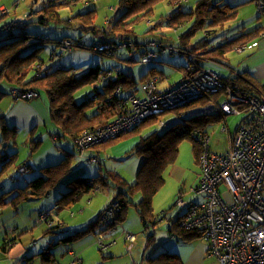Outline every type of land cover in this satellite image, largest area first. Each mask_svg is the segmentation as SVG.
I'll return each mask as SVG.
<instances>
[{"label": "trees", "instance_id": "1", "mask_svg": "<svg viewBox=\"0 0 264 264\" xmlns=\"http://www.w3.org/2000/svg\"><path fill=\"white\" fill-rule=\"evenodd\" d=\"M79 1L81 0H32L26 11L27 19L31 20L26 22L18 20L15 17L2 25L1 19L10 13V10L6 7L4 8H6L7 11L0 15V88L2 86H9L24 92L34 91L38 93V95L46 94L50 104V119L52 123L60 129L59 134L51 136L53 139H56L55 141L67 139L71 142H75L76 147L75 153L67 152L65 158L60 163L42 168L39 176L26 183L25 186L11 188L8 192L3 190L5 193H1L0 195V211L8 205L12 206L14 209H18V207L24 203L40 200L47 197L49 194H52L57 186L73 172L75 157L78 155L80 158L77 140L81 135L87 131L101 129L111 123L114 119L131 111L126 107V99H122L119 94L116 95L114 93V91L120 89V86L125 82H135L134 80H128V78L131 77L129 74L127 75L126 72L121 71V66L116 68L118 71H121L117 73L118 80L114 81V83H108L105 85L103 87V92H100L98 87H95L93 97L78 102L76 94L79 90L87 86H94L102 78L110 77L109 74H112L113 76V74L116 73V70L106 71L102 70L100 66H97L91 68L88 72L82 75H76L74 68H66L62 66L54 68L51 65L49 66V64L46 65V63L40 58L39 54L41 53L43 46L46 44L58 46L61 51V42L69 40L72 44L71 51L77 46L94 49L101 55H106L109 59L117 58L118 61L123 63V65L133 67L132 70H134L140 61L144 62L142 64L146 65L159 62L161 66H169L171 63L170 61L167 60L169 63L161 60L159 61V58L162 55L168 53L167 51L173 56L182 55L187 59L188 65H172V69L181 73L183 77L169 90L164 92L160 91V78L167 76L164 71L158 70L155 67L148 68L145 75L140 79L142 86V84L147 82L150 77L156 78L159 93H166L174 88H178L183 83L189 81L197 72L207 70L204 68V63H213L228 69L231 73L229 76L220 75L224 78L225 84L219 92L205 94L202 98L193 100L185 106L171 112L175 113L178 118L171 122L167 132H179L178 134L182 137H188L195 143L193 153L198 165L200 145L194 139L193 134L195 131H203L207 133L205 126L207 123H210V120L206 121L207 119H204L203 117H208L210 115H215L217 117H220L221 115L227 116L228 114L222 111L220 105L229 100L230 92L237 94L238 96L257 97L264 91V83L258 81L251 72L242 71L238 66L233 68L224 63V61L228 59V55L234 53L238 47L247 46L249 43L255 42L260 33L259 29L253 32L243 33L235 38L224 41L221 45L213 47L210 45V41L205 38L196 39L199 32L206 29H222L235 20L237 18L238 6H232V4L224 1L213 2V0H196L195 5L191 10H185L188 0H119L118 10H123V14L119 18H115L114 16L111 17L107 22V25L101 29L95 22L96 8H94V10L88 8L82 12L73 13L66 19L62 18V9H73ZM165 1L170 3L171 7H177V9L167 16L165 15L158 18L153 22V25L150 23L149 25L151 27L149 28V32H153L154 28L162 27H165L166 30H169L170 32L183 28L186 31L184 30L183 34L179 36L176 41H165L163 38L166 37V32H164L162 37H160V40H158L159 42H154L152 44L155 49L152 51L147 50L140 57V60H138L135 58L136 55L135 57L133 55L136 52V47L140 46L137 42L136 26L153 19L155 17L154 8ZM74 23H77L78 28L82 31H86L89 34H99V43L95 46H87L86 44L81 43L82 38L74 39L65 35L59 38L56 35L45 34L46 32L36 33L30 28V25L33 24L56 30L71 28ZM262 33L263 31L261 34ZM100 45L106 46L107 48L104 51L96 50ZM56 48H53L51 51L52 60L60 59L61 57L58 56ZM53 51H55V56H53ZM148 52L156 53L157 59L152 62H145L144 60ZM1 94L3 93L0 91V95ZM214 111H218V113L211 114ZM161 117L162 116L153 119L150 118L146 120L144 124L142 123L143 125L141 124L131 131L123 132L118 138H116V140L102 142L90 147L88 150L105 148L109 144L116 143L124 137L136 135L140 129L149 126L152 122H158ZM238 120V124H240L242 118L238 117ZM198 121H202V123L196 124ZM224 124L227 123L224 122ZM0 132L2 134V141L6 144L4 147H6L8 142L12 143L15 140L18 128L9 127L5 123L4 116H1ZM34 132L35 129L30 132V137L28 138L29 143H32V146L30 147V156L33 155L42 143L40 138H31L34 136ZM162 142L163 141L159 136V131H152L144 137L138 147L129 154L130 157L134 154L144 157V166L138 174V177L141 172L146 170L145 168L147 165L151 164L149 180L137 178L138 181L136 180L135 183L131 184L120 174L111 171L106 172V170L105 173L94 178H78L71 183L72 188L69 189V191L65 193L61 192V198L56 201L60 204H57V209H71L75 204L80 202L85 195H89L102 188L114 189L117 191V195L111 203H116L118 209L116 212V220L111 226L116 229L119 226H123L126 222L130 207L136 208L142 223V233L146 238L147 250H149L150 247L156 250L158 247L155 230L158 223L164 221L167 217L170 220V227L167 232L170 237H174L176 241L186 243L187 241L198 239L204 240L201 232L197 230H189L180 225L181 219L186 216L188 211L186 208L179 209L182 213L179 214L177 218H174L172 213H168V211L162 213L164 215L162 220L159 221L158 217L156 218L153 207L154 197L165 184L163 177L164 171L173 167L177 161L175 158L178 157L177 148L171 145L163 144L159 147L158 152L153 153V147ZM18 156V152L9 153V155H1L0 161L2 163V169L0 171V177L4 173L10 172L12 168L17 165ZM98 159L100 162L94 165H97L99 169H101L103 164L100 158ZM23 168L27 173L32 170L29 166ZM15 182H17V179ZM199 185L192 189L193 192L199 188ZM137 192L141 193L143 198L140 202L135 203V201L132 200V197L138 194ZM3 194H6V196ZM181 194L183 193L181 192L179 196ZM198 195H201L203 199L200 203H204L206 199L205 196L203 194ZM8 196L11 197L8 198ZM173 207L178 209L176 207V201L174 202ZM104 210L85 230H78L75 232L63 230V225L60 224L62 221L60 220H57L58 222L50 227L47 226L45 235H56L57 239L51 240L50 243L44 247V250L41 253V264H59L52 251V249L58 244H66L69 252L74 250L72 245L84 237L91 234L96 236L104 234L106 232V229L104 228H107L103 223ZM44 212L45 210H42L39 214ZM52 218L56 219L54 212ZM122 229L123 231L127 230L124 228ZM149 229H152L153 232L146 233ZM148 234L150 235L148 236ZM15 239L16 238H13L12 240L8 239V242L2 249L5 251L8 250L14 244ZM100 248L102 252L109 250L108 247ZM126 248L128 252L131 253L135 247L128 249L126 244ZM72 256L74 262H78L79 264L82 263V260L77 257L76 253H72ZM109 257L111 258L112 256L103 255L104 259ZM30 263L31 260H25L21 264ZM147 264L183 263L180 256L177 254L160 252L152 258L149 257Z\"/></svg>", "mask_w": 264, "mask_h": 264}, {"label": "built area", "instance_id": "2", "mask_svg": "<svg viewBox=\"0 0 264 264\" xmlns=\"http://www.w3.org/2000/svg\"><path fill=\"white\" fill-rule=\"evenodd\" d=\"M258 9L264 13V0L258 1ZM6 11V8H2L0 15ZM106 48L100 45L96 50L104 51ZM60 49L62 52L71 51V41H62ZM155 59L157 54L148 52L144 61L152 62ZM224 84L222 76L204 70L197 72L178 88L159 93L157 79L150 77L141 86L143 97L133 95L126 101L132 105L131 111L101 129L81 135L77 140L79 155L90 165L98 164V158L84 155L90 147L131 131L156 114L175 111L205 94L217 93ZM117 91L116 95L120 89ZM9 94L17 101H30L39 96L34 91L24 92L16 88H10ZM220 107L226 114L238 116L242 120L223 154L212 152L211 139L207 133L194 132L193 137L200 145L201 169V182L194 191L203 194L206 199L204 203H187L181 194L176 200V207L188 211L180 225L201 232L202 238L209 244L210 255L219 264H264V91L257 97L238 96L230 92L229 100ZM228 132L229 127L223 123L221 133ZM12 179H15L14 175ZM221 184L226 186L227 191H221ZM111 202L107 203L104 210L103 223L107 228L100 235L102 248L116 243L113 240L105 245L103 241L106 233L116 230L111 225L116 220L118 205ZM38 221L47 223L49 227L55 224L48 212L39 214ZM122 235L128 249L135 247L136 235L127 230Z\"/></svg>", "mask_w": 264, "mask_h": 264}, {"label": "rangeland", "instance_id": "3", "mask_svg": "<svg viewBox=\"0 0 264 264\" xmlns=\"http://www.w3.org/2000/svg\"><path fill=\"white\" fill-rule=\"evenodd\" d=\"M31 1L32 0H0V5L5 4L6 5L5 7L10 10V13L1 19L2 25L4 23H6L7 21L14 19L15 17H16V19L21 20L23 22L30 21L31 19H27V17H26V11H27L28 6L31 3ZM41 1H43V0H41ZM258 1L259 0H238V4L236 3V5H240L239 6V15L235 20H233L231 23H229L228 25H226L222 29H215V30L206 29L202 32H199L197 34L196 39H201V38L204 39L205 38V39L210 41V45L213 47V46L221 45L224 41H227L228 39L235 38L236 36H238L239 34H241L243 32L245 33V32H251V31L255 30L256 27L259 25V20L264 18V13L259 12ZM225 2H227V1H225ZM86 3L89 6H85ZM118 3H119V0H95V2H94V0H81L77 4V5H79L78 7H76L77 6L76 5L75 8H73V9H62L61 16H62V18L66 19L68 16H71L73 13L82 12L88 8L92 9V10H94V8H96L97 10L95 13V22L101 29H103L107 25V22L111 19V17L114 16L115 18H119L123 14V10H120V11L118 10L119 9ZM233 6H235V5H233ZM116 7H117V10H116ZM175 9H177V7H173V6L171 7L169 5V3H167L165 1L156 7L154 18H159V17H161V15L167 16L168 14L172 13ZM186 9H190V8L186 6L185 10ZM85 12H87V11H85ZM30 28L32 29V31H34L36 33L37 32H40V33L46 32L45 34L56 35L57 37H60V38L63 35L72 37L74 39L82 38L81 43H84L87 46H93V45L95 46L100 41V39H99L100 35L99 34L98 35H95V33L89 34L86 31H82L78 28L77 23H74L71 28H62V29H56V30H54L53 28L50 29V28H45V27L38 26V25H33V24L30 25ZM44 28H45V30H44ZM148 28L149 27H148V24L146 22H143V23L136 26L137 38L140 42H143V41L147 42V37L151 34L150 32H148ZM181 31H182V29H181ZM56 33H58V34H56ZM153 38H154V35L150 39H153ZM53 48L57 49L58 56H61L60 59H55V60L51 59V51L53 50ZM39 55H40V58L46 63V65L49 64V66L51 65L54 68H58L59 66H64L66 68H75V69H80V71L84 70V72H88L91 68L96 67V66H102L103 68H107V69L117 68L120 66V63H118V62H116L117 63L116 65H110V62H109L110 59L106 55H103V54L101 55L100 53L96 52L94 49L81 48L80 46H77L71 52L62 53L59 50L58 46H52L51 44H49V45L46 44L43 46V49ZM137 57H138L137 59L140 60V56H137ZM175 58L181 59L178 56ZM241 58L242 57H240V55L235 53V52L230 53L228 55V59H226L224 61V63L233 67V68H236L237 63L240 61ZM142 63H144V62L140 61V63L137 66L142 67L143 70H147L149 65L142 64ZM150 65H152V64H150ZM203 65H204L205 69L211 70L215 73H218L219 75L229 76L231 74L230 71L223 66H219L216 64L213 65L210 63H204ZM121 67H126L127 69H129V72L130 71L132 72V74L134 72L132 70L133 67H128V66L123 65V64L121 65ZM172 70L175 72V74L178 73L176 70H174V69H172ZM76 75H81V74L79 72H77ZM136 80L138 81V86H139V90H140V94H141L142 89H141V83L139 81L140 80L139 75L136 76ZM116 92H118V91H114L115 94H116ZM142 95H143V93H142ZM44 98H46V94H45ZM171 112H174V111H170V112L165 111L161 114H158V115L156 114L154 116V118H155V117L163 115L161 117V121L164 122L165 125H161V123L159 122L158 125L155 124V125L145 126L138 132V133H140L143 131L142 137H146L148 135V133H151V131H155V130L159 131V136L161 137L163 142L161 144H157L153 147V153L158 152L159 147L163 144L164 145H171V146H174L177 148V156L178 157L175 158L177 160L176 161L177 166H175V165L173 166V172L175 173V175L178 179L175 177V175L172 174L171 169L168 168L163 173L165 184L163 185L161 190L158 192V194H156L155 197L157 198V200L154 197V202H153L154 212L156 214V218L158 217L159 221L163 219L164 215L162 214V211H164V209L166 210L165 213L167 211H168V213L169 212L172 213L174 218H177L179 216V214L182 213L181 210L173 207V205H174L173 201L178 200L179 189L181 187H183L184 193L182 195H184V201L185 202H187V203H198V202H201L203 200L201 197H198L195 194H192L190 192V190L193 189L192 188L193 182L196 181L194 178V175H192L191 173L190 174L188 173L186 178H181L183 167L184 168H187V167L192 168L191 171L193 172V174H195V173L199 174L200 172L198 169L199 167H197V163L195 161L194 153H193L194 148H195V143L188 137H182L180 134H178L179 132L178 133H176L174 131L167 132V129H168L167 127H169L171 125V122L175 121V119L178 118V116H176L175 113H171ZM217 113H218V111H216V112L214 111L211 114H217ZM203 118L207 119L206 121L210 120V123L206 124L205 130L209 132L210 139H211L212 151L216 152L218 154H223L224 152L221 153L220 151H222V150L226 151L227 150L226 146L228 144V138H229L227 133H221V127H222V124L224 122V119L223 120L217 119L218 117L215 115H210L208 117H203ZM198 123H202V121H198L196 124H198ZM22 137L23 136H21V134H18L17 138H16L17 139V145H19V147H20V157H21L20 161H22L23 159L29 160L31 162L30 164L33 165V163H32L33 158H30V152H31L30 147L32 146V143H27L28 142L27 140L25 142V138L23 139ZM118 137H119V135L116 136V138H118ZM1 138H2V135L0 133V139ZM37 138L38 137H36L35 139H37ZM116 138L110 139V140H116ZM26 143L29 144V148L27 147ZM10 145L12 146V144H10ZM57 149H59V148H57ZM86 152L84 154L85 156H86ZM153 156H152V158H153ZM102 157L105 158L104 162L101 159L102 164L104 166H106L107 168L114 167L113 170L116 169L119 172H121L123 178H126L130 182L134 181L133 180V179H135L134 174H130L128 171H126V169L123 171V168L130 166L129 162L131 159H129L127 162H124L123 164H121L120 161L115 162V160H113L111 158H106L104 155H102ZM40 158L45 159L44 156L42 155V152H40V154L36 153L34 155V161L37 162ZM82 159H85V158H82ZM111 160H113V161H111ZM20 161H19L18 165H21L24 163V162H20ZM79 163H80V161L78 159V161H76L74 167H76V165ZM86 163L82 162L81 165L88 169V175L94 176L95 173L99 172L98 166L97 167L96 166L87 167ZM110 164H114V165L111 166ZM1 165H2V163L0 161V167H1ZM19 168H21V167L19 166ZM145 169L146 170L144 172H141L140 176L137 177L138 179L143 178V179L149 180L150 171H151V164H148ZM141 170H142V168H141ZM140 171H139V173H140ZM13 174H16V176L18 177L17 182H15L16 178L12 179ZM38 176H39V173L34 174V171H32L31 173H27L26 174L27 178H25V176L23 177V175L21 174V171L18 169V166H15L12 168V170L10 172H7V174H4L0 177V186L4 185V189H5L4 191L8 192V191H10L9 189H11V188L21 187L23 185L25 186L26 183L35 179ZM88 178H90V176H88ZM137 178H136V180H137ZM180 178L183 179L182 182H181V180H179ZM2 189L3 188H1V191H2ZM221 191L224 192V191H227V189L225 187H221ZM5 192H2V193H5ZM137 193H139V192H137ZM0 195H1V193H0ZM3 195L6 196V194H3ZM52 195H53V199L45 197L41 201L35 202V204H37L38 207H40L42 204H44V206L46 207V205L49 204L48 207H52L53 203L61 198L60 197L61 196L60 185L57 186L56 190L53 192ZM116 195H117V191L114 189H110V190H108L106 188L100 189V191L91 198L90 203L85 204L86 207L88 209H90L89 215L96 212L97 210H99V208H100L99 206L103 202L102 199L98 198L99 196L104 199V204L107 201L106 202V205H107V203H110V201H112ZM141 196H142V194H141ZM110 197H111V199H110ZM142 198H143V196H142ZM227 199L229 200V197ZM155 200H156V202L157 201L160 202V205H155ZM140 201H141V199L138 202H140ZM161 203H162V205H168V206L166 208L162 209ZM25 206L28 207V204L24 205L21 208L22 209L21 211H20V208L18 210H14V208L10 205L3 208L4 209L3 213L0 215V248H1L2 243L4 242L5 237L6 238L9 237V239L10 238L11 239L18 238V239H20V242L24 243V244H25V242H26V244H29L30 242H32L34 244L39 243V245H34L32 248H30L28 250V252H29V258H33L36 256L34 264H41V255L40 254L42 253V248H41L40 241L42 242V244H44V242H43L44 240H42L41 238L45 237L43 232L46 229L44 227H47L48 225H47V223H42L41 221H37V223L40 224L41 226L45 225L43 228H41L39 225L38 226L35 225V220L34 219L32 220L30 218L31 214H28L27 215L28 218H26L22 214L26 211ZM46 209H48V208H46ZM63 211H67V210H61V212H63ZM70 211L71 210H68L67 212H69L71 215ZM74 211H76V210H74ZM18 212H22V213L18 214ZM21 214H22V216H21ZM78 214H80V213H78V212L75 213V215L73 216V219H71V222H75L77 220V218H79L81 215H83V211H82L81 215H78ZM138 216L139 215H138V212L136 211V208L130 207L128 214H127L126 222L124 223L123 226H125V224H127V223L132 224L134 226V227H132L131 230L128 229V231H130L131 233H133L134 235L137 236V242L135 244L136 249L134 248L135 250L132 251L131 253H129L127 250L128 253H125V256H132L133 255V257L136 258V261H138L137 262L138 264H143L142 258H138L135 255V252L137 250H139L140 247H141V250H140L141 254H143L144 248L146 246V238L144 237V235L142 233V227L140 224L141 220L138 218ZM25 218L27 221L31 220V223H29L31 226L30 230L34 232L36 237L37 236L40 237L41 240L38 239V240H36V242L35 241L33 242L30 240L31 233L25 231L21 226L22 223H25L24 222ZM169 223H170V220L168 217L164 221H160L158 223L157 228L155 230L157 243L161 242L160 236L163 233L165 235L167 234L166 231H168V229L170 227ZM69 227H71V226H69ZM16 229H18V230H16ZM151 232H153V230L149 229L148 232H146V233H151ZM149 235L150 234H148V236ZM48 238H49V236L47 238H44V239L47 241ZM103 241H104L105 245H108L111 242V241L107 240L106 238H104ZM100 247H102L101 243H100V236L96 237L95 235H88V236L84 237L83 239L77 241L76 243H74L72 245V248L76 252L77 257H79L82 261H84V264H105V262H109V260H107V258L106 259L103 258V255H105V256L110 255L109 254L110 247L108 246L109 250L103 251V252L100 250L101 249ZM54 249L55 248H53L52 251ZM57 249H61L63 252L58 253ZM57 249L55 250L56 259L59 262H61L60 264H79L78 262H74L73 257L69 256L68 247L66 246V244L59 245V247ZM152 250H154V249L152 247H150L149 252H152ZM53 253H54V251H53ZM144 260H145L144 262L147 264V260L146 259H144ZM0 263L4 264L3 261H1Z\"/></svg>", "mask_w": 264, "mask_h": 264}, {"label": "crops", "instance_id": "4", "mask_svg": "<svg viewBox=\"0 0 264 264\" xmlns=\"http://www.w3.org/2000/svg\"><path fill=\"white\" fill-rule=\"evenodd\" d=\"M195 1L196 0H188L187 7L190 8L189 10H191L194 7ZM219 1H224V2L227 1L228 3L232 4V6L233 5L238 6L237 7V17H238L239 6H240V5H236V3L238 4V0H213V2H219ZM160 4H162V3H160ZM160 4H158V5H160ZM169 5H170V3H169ZM5 6H6L5 4H1L0 8L5 7ZM78 6L79 5H77V7ZM85 6H89V5L86 4ZM156 7L154 8V12L156 11ZM116 10H117V7H116ZM162 16H165V15H161V17ZM157 19L158 18H153L151 20H148L146 22L148 24V27L150 28L151 26L149 24L152 23V25H153L154 24L153 22H155ZM149 28H148V32H149ZM258 29L260 30L258 39H256L255 42H253V43L252 42L249 43L247 46L238 47L237 50H235V53L240 54V57H242L240 59L239 63H237L238 68L242 71L251 72L253 74V76L258 81L264 83V35L261 34V32L264 31V18L259 20V25L253 31H256ZM184 30L185 29L183 28L182 31H181V29H179V30L170 32L169 30H166L165 27L154 28L153 32H151V34L147 37V42H144V41H143L144 43L140 42L137 38V42L140 46L136 47V52L133 54L134 57H135V55H136L135 58H138L137 56L141 57L147 50L148 51L154 50L155 48H154V45H152V44L154 42H159L158 40H160V37H162V34L164 32H166L165 33L166 37L163 38L165 41H176V39H178L179 36H181L183 34ZM253 31H251V32H253ZM243 33H241V34H243ZM245 33H248V32H245ZM56 34H58V33H56ZM241 34H239V35H241ZM153 35H154V38L150 39V38H152ZM239 51H241V52H239ZM167 52L168 53H166V55L164 54L159 58V61L160 60L164 61V62L170 61L171 63L169 66L168 65L161 66L159 64V62H157V63H154L152 65L149 64V67H148V68L155 67L158 70H162V71H164L165 75L167 76V77L160 78L161 80L159 83V89L161 92L167 91L170 88H172L183 77V75L179 72L175 74V72L172 70V65H175V66L188 65L187 59L184 58L182 55H174L173 56L172 54H169L170 53L169 51H167ZM177 56L180 57L181 59L175 58ZM109 62H110V65H116L117 64L116 62L120 63V66L123 64L122 62L118 61L117 58H112V59H110ZM210 64H213V63H210ZM213 65H215V64H213ZM62 67H64V66H62ZM100 67L102 68V70H116L115 71L116 73H114L115 75L113 74V76L111 74L110 77H107L104 79L102 78L94 86H87V87L79 90L76 94V98H77L78 102H81L83 100H86L88 98L93 97L94 93H95V91H94L95 87H98L99 91L103 92V87L105 85H107L108 83H114V81L118 80L117 73H119L121 71L126 72L127 75L129 74V76L131 77V78H128L129 81L134 80L135 82H125L123 85H121L119 96L122 99H126V101L130 98V96H133V95L136 96L137 98L143 97V95H142L143 92H141V94H140V90H139V86H138V81L136 80V76L139 75L140 79H141L142 76L145 75L147 70H143L142 67L136 66L134 68V70H133L134 72L132 74V72L131 71L129 72V69H127L126 67H120V69H122L121 71H118L116 68L107 69V68H103L102 66H100ZM74 71L76 74H77V72H79L81 75L86 73V72H84V70L80 71V69H75V68H74ZM10 88L11 87H9V86H5V88L2 86L0 88V91L3 93L0 95V117L4 116L5 123L9 127L18 128L17 135L21 134V136H23L22 138L23 139L25 138V142H26V140L28 141V138L30 137V132L35 129L34 136L31 135L32 136L31 138L38 137V138H40L42 143L39 145V147L36 149V151L33 153V155L30 156V158H33L32 163L34 166L32 164H30L31 162L29 160L23 159L22 161H20L21 160L20 147H19V145H17V139H16L17 135H16L15 140L12 143H10V142L7 143L8 145L6 147H4L6 144L2 141V138L0 139V158H1L2 154H8L9 155V153L18 152L19 156H18V162H17L16 166H18V169L21 171V174L23 175V177L25 176V178H27L26 177L27 172L25 171V169L23 167H25V166L31 167L32 170L29 173L34 171V174H37V173L40 174L42 168H45V167L50 166V165H56V164L60 163L65 158V155L67 152H70V153L76 152L75 142H71L70 140H67V139H60L57 141H54L56 139H52L53 137L51 135L59 134L60 129L54 123H52V121L50 119V104H49L47 97L44 98L45 97L44 94H43L44 96L39 95L38 98L33 99L31 101H19V100L17 101L15 99H13L12 96H10V94H9ZM126 103H127L126 107L129 110H132V105L128 102H126ZM231 116L230 115H227V116L221 115L220 117L217 118L220 120L224 119V122L227 123V126L229 127V132L227 133L229 138H228V144H227L226 148H228L229 145L231 144V140L234 136L235 128L238 126V123H239L238 117H236V116L231 117ZM159 122L161 123V125H165L164 122L161 121V119L158 122L155 121L149 125H155V124L158 125ZM142 132L137 133L136 135L124 137L120 141L113 143L111 145L109 144L105 148L88 150L86 152V156H93V157L96 156V157L100 158V160L102 159L104 162L105 158L102 157V155H104L106 158H111V159L115 160V162L120 161L121 164H123L124 162H127L129 159H131L129 162L130 166H127L125 168L122 167V168H123V171L126 169V171H128L130 174H134L135 179H133L134 180L133 182H130L129 180H127L125 178L128 182L133 184L136 182V178L138 177V173L141 170V168H143L145 160H144V157H140L137 154H134L131 157L129 156V154L132 153L138 147L140 142L144 139V137H142ZM206 132L209 134L208 131H206ZM27 143H29V141ZM10 144H12V146ZM27 147L29 148V144H27ZM57 148H59V149H57ZM211 150H212V147H211ZM40 152H42V155L44 156L45 159L40 158L37 162L34 161V155L36 153L40 154ZM220 152L223 153L225 151L222 150ZM214 153H216V152H214ZM75 158H76L75 163H76V161H78V159H79L80 163L77 164L76 167H74V170L71 173V175L69 177H67L64 181H62V183L60 184V190L62 193H65V192L69 191V189L72 188L71 183L75 179L84 178V177L88 178V176H90V178H94V177H97V176L105 173V170H106V172H108V171L116 172L122 176L121 172H119L116 169L113 170L114 167L107 168L104 165L101 167V169H99V167H98L100 173L97 172V173H95L94 176L88 175V169L81 165L82 162L86 163V160L79 158L78 155ZM113 160H111V161H113ZM19 161L24 162V163L21 165H18ZM23 165H25V166H23ZM86 165H87V167H89V166H96L97 167V165H90L88 163H86ZM110 165L112 166L114 164H110ZM19 166L21 168H19ZM175 166H177V165L175 164ZM197 167H199L198 168L199 172H200L199 174L198 173L193 174V172L191 171L192 168H190V167H187V168L183 167L182 168L183 170H182L181 178H186L188 173L189 174L191 173L192 175H194V178L196 181L193 182L192 188L197 187L201 182V169H200V166L198 165V163H197ZM1 169H2V165L0 167V171H1ZM170 169L172 171V174L175 175V173L173 172V167H171ZM4 174H7V173H4ZM13 175L15 176V178L18 181V177L16 176V174H13ZM175 177H176V175H175ZM181 178L179 180H181V182H182L183 179H181ZM0 187H3L2 191L0 188V193H2L3 190H5L4 185H1ZM221 187L226 188V186L224 184L220 185V189H221ZM108 190H110V189H108ZM99 191L100 190L92 192L89 195H85L80 200V202L75 204L71 209H64L67 211L71 210L70 211L71 215L67 211L61 212L62 209H60V208L56 210L55 207L57 206V204H59L57 202H54L52 207H48L49 204H47L46 207L44 206V204H42L40 207H38V205L35 204V202L41 201L44 198H42L40 200L32 201L31 203L28 202V203H24V204L20 205L18 207V209L20 208V211L22 210L21 208L24 205L28 204V207L25 206L26 211L24 213L18 212V214L22 213L26 218H28V216H27L28 214H31L30 218L32 220L33 219L35 220V225H37V226L39 225L41 228H43L45 225L41 226L40 224L37 223L39 212L42 210H45V212L51 213V215H53V212H54V215L56 218V219L53 218L55 220L54 222L56 223L59 220L62 221L60 224L63 225V230H68V231H72V232H75L78 230H85L88 228V226L93 221H95L99 217V215L101 214V212L104 210V208L106 206L107 201L104 204V199L99 196L98 198L103 200V202L99 206L100 207L99 210H97L96 212L89 215L90 209H88L85 204L90 203L91 198L95 194H97ZM181 192L184 193L183 187H181L179 189V194ZM190 192L192 194H195L198 197H201V195H198V193L196 194V192H193V190H190ZM52 194H49L47 196V198L53 199ZM10 197L11 196H8V198H10ZM110 199H111V197H110ZM140 199H142V196L140 193H138L132 197V200L135 201V203H137ZM156 200H157V198H156ZM156 200H155V205H160V202H158V201L156 202ZM174 202L175 201H173V203ZM198 203H200V202H198ZM161 205H162V203H161ZM167 206L168 205H162V209L166 208ZM46 208H48V209H46ZM18 209H14V210H18ZM3 210L4 209H2L0 211V215L3 213ZM74 210H76V211H74ZM82 211H83V215H81ZM77 212L80 213L78 215H81L82 217L80 216L79 218H77V220L75 222H71V219H73V216ZM163 212H165V209H164V211H162V213ZM22 214H21V216H22ZM26 218L24 221L25 223H22V225L21 224L20 225L22 226V228L25 231L31 233L30 240L33 242L34 241L36 242V240L40 239V237H38V236L36 237L34 232L30 230L31 226L29 223H31V220L27 221ZM138 218L140 219L139 216H138ZM140 224L142 227V223H140ZM69 226H71V227H69ZM132 227H134L132 224L127 223V224H125V226H119L115 231H113L110 234L108 233L105 236L106 239L109 241L116 240V243L114 245H112L113 247H110V251H109V254L112 257L107 258V260H109V262H105V264H138L137 263L138 261H136V258H134L133 255L132 256H125V253H128V252L126 249V242L123 240V236H122L123 229L122 228L127 229V230L128 229L131 230ZM44 228L47 229V227H44ZM16 230H18V229H16ZM45 231L43 232L44 235H45ZM91 235H93V234H91ZM47 237L48 236L45 235L44 238H47ZM44 238H41L42 240H44L43 241L44 244H42V242L40 241L41 239L39 240L41 243L42 251L44 250V247H46V245L48 243H50L51 240H53V239L56 240L57 236L56 235H53V236L50 235L47 241ZM160 238H161V242L157 243L158 247L156 248V250H154V252L153 251L149 252V250H147L146 246L144 248L143 254H141V251H140L141 247L139 248V250H137L135 252V255L138 258H142L143 264H146L144 262L145 261L144 259L148 260L147 258H149V257L152 258V257L156 256L158 254V252L159 253L160 252H170V253L177 254L180 256L183 264H219V262L209 254V246L206 243V241H204L202 239H198V240H194V241H187L186 243H181V242L176 241V239L174 237H170L168 232L166 235L163 233L160 236ZM8 239H9V237L8 238L5 237L4 242L1 245L0 262L3 261L4 264H21L23 262V260L24 261L25 260H27V261L31 260L30 264H34L36 256L33 258H29L28 250L30 248H32L34 245H39V243L34 244V243L30 242L29 244H26V242H25V244H24V243L20 242V239L16 238L14 241V244L8 250L5 251L2 248L8 242ZM156 241H157V239H156ZM58 247H59V244L56 245L54 247L55 249L53 250L55 258H56L55 250ZM57 252L62 253L63 251L61 249H57ZM68 253H69V256L73 257L72 253H76V252L74 250H71ZM58 263L60 264L61 262L58 261ZM81 264H84V261H82Z\"/></svg>", "mask_w": 264, "mask_h": 264}, {"label": "clouds", "instance_id": "5", "mask_svg": "<svg viewBox=\"0 0 264 264\" xmlns=\"http://www.w3.org/2000/svg\"><path fill=\"white\" fill-rule=\"evenodd\" d=\"M2 8H4V7H2ZM2 8H0V10L2 9ZM53 53V52H52ZM53 56H55L54 54H53ZM120 93V92H119Z\"/></svg>", "mask_w": 264, "mask_h": 264}]
</instances>
